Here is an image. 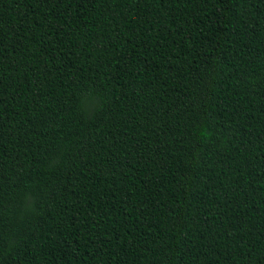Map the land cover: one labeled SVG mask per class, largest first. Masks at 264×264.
<instances>
[{
    "label": "trees",
    "instance_id": "trees-1",
    "mask_svg": "<svg viewBox=\"0 0 264 264\" xmlns=\"http://www.w3.org/2000/svg\"><path fill=\"white\" fill-rule=\"evenodd\" d=\"M0 264H264V0H0Z\"/></svg>",
    "mask_w": 264,
    "mask_h": 264
}]
</instances>
